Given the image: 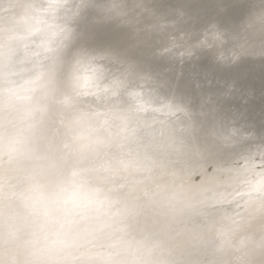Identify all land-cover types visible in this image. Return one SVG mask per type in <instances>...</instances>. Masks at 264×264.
<instances>
[{
    "label": "bare ground",
    "instance_id": "1",
    "mask_svg": "<svg viewBox=\"0 0 264 264\" xmlns=\"http://www.w3.org/2000/svg\"><path fill=\"white\" fill-rule=\"evenodd\" d=\"M180 2L0 0L4 147L21 138L0 206L27 224L0 264H165L261 235L264 0Z\"/></svg>",
    "mask_w": 264,
    "mask_h": 264
},
{
    "label": "rangeland",
    "instance_id": "2",
    "mask_svg": "<svg viewBox=\"0 0 264 264\" xmlns=\"http://www.w3.org/2000/svg\"><path fill=\"white\" fill-rule=\"evenodd\" d=\"M180 1L181 2L179 3V5L185 8L186 11H194L195 15L206 13L205 11H201L202 7L199 11L197 10V8H195L196 7L195 5L198 2V0H180ZM189 5H194V6L190 7ZM238 7L239 6L236 7H234V5L231 6L232 10ZM231 8L230 9L228 8L227 12L228 11L231 12ZM230 12H228L227 15ZM68 24H69L68 21H66V31L69 28ZM63 31H62L63 35L59 33L55 36L56 38L58 36H59L58 38L61 37L60 40L57 38L59 41H57V39L55 40L57 42V45L61 40H64V38L62 39V36L65 37V35H68L65 34L66 32L64 29ZM55 44L54 46H56ZM10 49L11 48H9L8 46L4 52L8 53L10 52ZM49 49L50 48L42 52L40 58L37 59L36 63L33 65V69L35 72V74H33L34 78L38 76L37 75L38 72H40V69L43 67V66L41 67V64L43 63L42 65H44V62L47 63L48 54H47V58H45V60L47 59V61H43L44 58L41 57L42 56L45 57L46 56L45 53ZM39 50L43 51V47L40 48ZM16 57L17 58L19 57V60L21 58V56H16ZM160 59L161 62L167 61L164 57H160ZM22 63H24V61L21 60V64ZM99 99L100 98L98 97L96 98V100ZM93 103L94 101H92L90 105ZM85 107L87 110L89 109L86 104ZM8 125H10V120L2 119L0 123V184L4 186L12 183L13 178L11 179L10 177L12 175L15 177L16 176L15 174L19 170V166H21L19 162L15 163L12 157L13 153L16 152V147H14L13 145L15 146L19 145L21 138L16 137L18 141L20 139L19 143H17V141H15L16 139L14 138V140L11 142L12 144L13 143L14 144L11 147L9 148L4 147V143L11 140V136L9 135L5 136L3 134L4 132H2V128L8 127ZM227 173L228 172H226V174ZM94 183L95 182H93V186H90L89 189L92 190V187H94L97 182L95 184ZM98 186L97 184L95 186L98 190L95 189L94 187L92 191H94V189L95 191L96 190L99 191V188L102 189V187H98ZM259 188H261V186H259ZM24 217H25L24 214L20 212L16 216L9 215L7 212H4V208L0 206V237L6 241L23 237V235L27 233L26 232L27 224L24 223L25 222ZM80 217L81 216H79L78 218L80 219ZM249 223L250 221L247 222V224ZM262 225H263L261 228L262 231L259 237H254L255 234L251 233L250 231L249 232L243 231L239 239H233L234 236H232L225 239L226 241L215 239L213 241L205 242L203 241L202 238L193 240L188 244L184 245L183 247L177 249L165 264H264V223ZM57 257L59 258L58 252H57ZM58 264H60L59 259H58Z\"/></svg>",
    "mask_w": 264,
    "mask_h": 264
}]
</instances>
